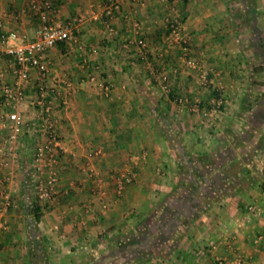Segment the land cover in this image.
<instances>
[{
    "label": "crops",
    "instance_id": "obj_1",
    "mask_svg": "<svg viewBox=\"0 0 264 264\" xmlns=\"http://www.w3.org/2000/svg\"><path fill=\"white\" fill-rule=\"evenodd\" d=\"M110 1L42 0L36 12L29 0H0V31L32 37L46 18L74 35L46 52L63 152L38 222L27 210L46 134L34 70L7 150L0 127V193L15 204L0 264H264V56L249 40L253 23L264 34V0H119L107 14ZM170 16L185 46L171 40ZM13 45L0 41V83L13 81ZM123 175L132 180L119 189Z\"/></svg>",
    "mask_w": 264,
    "mask_h": 264
},
{
    "label": "built area",
    "instance_id": "obj_2",
    "mask_svg": "<svg viewBox=\"0 0 264 264\" xmlns=\"http://www.w3.org/2000/svg\"><path fill=\"white\" fill-rule=\"evenodd\" d=\"M30 5L37 12H40L42 0H29ZM120 9L119 0H111L104 6V11L110 14L114 10ZM105 28L114 32L113 26L109 22H105ZM137 36H139V23L133 22ZM3 22L0 19V28ZM166 26L169 30L170 38L173 42L185 46L187 39L182 32L181 21L177 17L170 16L166 20ZM74 39L72 30L59 23L42 19V23L36 28L35 33L30 37L24 31L12 30L8 32L0 31V41L4 44L6 41L14 43L8 48V52L12 54L15 65L13 68V81L11 83L2 81L0 83V91L3 99L0 100V127L9 128L6 137V150L12 145L18 136L17 129L24 125V117L21 109V103L25 99L26 88L32 70L36 72L35 96L33 103L40 110L43 121V128L46 132L44 139L34 150L33 171L38 173L40 177L36 181L35 196L39 201L51 199L57 194V185L59 181L58 160L63 152V145L56 131V121L51 116L52 101L50 93L59 83L58 76L53 72L50 61L46 59V52L62 42H69ZM137 44L141 48H146L147 42L142 38L137 39ZM1 52V50H0ZM188 66L198 68V63L193 60H187ZM201 85L207 84V74L205 71L199 74ZM67 85V84H66ZM165 90L168 89L166 83H163ZM103 91H107L108 87L103 86ZM218 105L221 100H214ZM2 150V146L0 147ZM5 181L10 180L7 175ZM117 187L122 188L125 182H130L131 176L123 175L118 179ZM261 186L264 188V176H262ZM15 207L9 193H0V231L3 227L1 217L9 208ZM250 211L259 215L260 210L249 207ZM260 238V237H259ZM257 238V242L259 240Z\"/></svg>",
    "mask_w": 264,
    "mask_h": 264
},
{
    "label": "trees",
    "instance_id": "obj_3",
    "mask_svg": "<svg viewBox=\"0 0 264 264\" xmlns=\"http://www.w3.org/2000/svg\"><path fill=\"white\" fill-rule=\"evenodd\" d=\"M253 26L256 27V29L253 33L254 35H252L253 37L249 40L252 44L253 49H255L256 51V55L258 57H263L264 56V34L260 30H258L256 23H253ZM260 69L263 70L262 65L254 68L255 71L256 70L259 71ZM213 94L216 96L217 92L214 91ZM27 210L35 222H38L40 220L41 215H42L41 203L39 199H37L36 196H34V198H32V200L28 204Z\"/></svg>",
    "mask_w": 264,
    "mask_h": 264
},
{
    "label": "rangeland",
    "instance_id": "obj_4",
    "mask_svg": "<svg viewBox=\"0 0 264 264\" xmlns=\"http://www.w3.org/2000/svg\"><path fill=\"white\" fill-rule=\"evenodd\" d=\"M144 40V39H143ZM144 41H146V40H144ZM162 85H163V83H162ZM52 108H53V105H52ZM132 180V179H131ZM130 180V181H131ZM34 196H35V194H34ZM40 202H42V201H40ZM5 214V213H4ZM4 214L2 215V217H1V220H3V216H4Z\"/></svg>",
    "mask_w": 264,
    "mask_h": 264
}]
</instances>
